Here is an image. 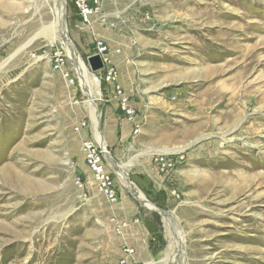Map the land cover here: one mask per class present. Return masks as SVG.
Returning <instances> with one entry per match:
<instances>
[{
	"label": "rangeland",
	"instance_id": "374dc122",
	"mask_svg": "<svg viewBox=\"0 0 264 264\" xmlns=\"http://www.w3.org/2000/svg\"><path fill=\"white\" fill-rule=\"evenodd\" d=\"M66 2L88 69L96 40L113 49L118 75L114 55L128 52L140 126L107 146L100 88L105 148L152 205L178 217L187 264H264V0H103L90 29ZM53 11L54 0H0V264H160V211L107 160L117 206L86 169L95 192L82 196L75 184L81 141L97 140L82 78L60 43L41 37ZM57 49L73 84L53 66ZM178 146L166 175L144 154Z\"/></svg>",
	"mask_w": 264,
	"mask_h": 264
},
{
	"label": "built area",
	"instance_id": "2783aa9c",
	"mask_svg": "<svg viewBox=\"0 0 264 264\" xmlns=\"http://www.w3.org/2000/svg\"><path fill=\"white\" fill-rule=\"evenodd\" d=\"M75 8V14L80 28L90 29L94 22V17L98 16L101 11L103 0H70ZM93 54H98L102 60L103 67L92 72L93 78L97 81L101 88L107 94V100L115 104L116 110L133 125V132L136 133L140 126V121L137 118V108L132 103L130 95L125 91L119 81V75L116 65L111 58V50L108 45L102 40H96L94 44ZM117 52V51H116ZM53 66L56 70L60 71L63 77L69 84L74 83V78L69 76L66 69V55L64 50L57 49L52 56ZM87 127L86 122L81 120L77 122L73 129L75 132H81ZM81 154L83 162L95 181L96 187L99 192L105 196L108 201H115L117 197L116 182L112 172L107 167L106 158L103 148L91 138H84L81 141ZM175 153H156L152 154L151 160L154 168L158 174L166 175L173 171L176 161L173 159ZM75 184L80 190L82 196H86L85 180L79 173L75 176ZM175 193V191H173ZM115 219H112L114 222ZM120 225L115 224L116 232L120 233ZM123 255L125 257L131 253L128 247H123ZM124 258L110 264H125Z\"/></svg>",
	"mask_w": 264,
	"mask_h": 264
},
{
	"label": "bare ground",
	"instance_id": "6f19581e",
	"mask_svg": "<svg viewBox=\"0 0 264 264\" xmlns=\"http://www.w3.org/2000/svg\"><path fill=\"white\" fill-rule=\"evenodd\" d=\"M55 4V17L51 24L48 26V31L41 32V37L46 39L50 43L58 41L62 48L65 50L70 62H72L77 70L78 75L82 78L83 90L88 98L87 103L89 106L90 117L93 122L95 131V138L97 144H99L105 154V158L114 169H116L117 175L121 183L136 196L142 204L146 207H152L153 210L160 211L164 226L166 227V236L168 239V245L164 249L162 257L153 261V263L160 264H187L186 252H185V238L182 227L179 224L178 217L172 211H164L156 208L152 205L138 189V187L129 179L127 172L118 164L114 162L109 152L106 150L105 141L101 133L99 118L100 113L97 109V101L101 98V87L97 81L94 80L92 72L87 68L78 51L74 47L71 39L68 35L67 29V2L66 0H54ZM54 10V9H53ZM81 82V83H82ZM94 133V132H93ZM181 147V146H180ZM178 147H164L157 150H148L144 154H155V153H170L179 151ZM152 209V208H150Z\"/></svg>",
	"mask_w": 264,
	"mask_h": 264
},
{
	"label": "crops",
	"instance_id": "0c3cea01",
	"mask_svg": "<svg viewBox=\"0 0 264 264\" xmlns=\"http://www.w3.org/2000/svg\"><path fill=\"white\" fill-rule=\"evenodd\" d=\"M104 36H106L105 34H103ZM106 39V37H104ZM113 50V49H111ZM115 51H117V53L120 52V49H116ZM116 53V52H115ZM114 59L116 61V63L118 64V66L121 67V73H119V81L122 84L123 88L125 89V91L130 95V98L133 102L134 105L138 106L133 95H134V88L133 85H129L127 83V77L129 75H125V71H126V67L127 64L129 63V59H128V52L127 55L125 53V51L123 49H121V53L118 55H114ZM119 67V68H120ZM123 70V72H122ZM123 73V74H122ZM106 119H105V123L103 125L105 131H104V136H105V141H106V145H113L116 144V140H127V138H129L132 135V129H133V125L131 122H129L127 119H125L121 113L116 110L115 104L112 101H108L106 100ZM111 134L109 136H107V132ZM148 144V142H147ZM84 165V166H83ZM82 166L79 167V172L82 177H86V173H85V169L87 170V172L89 173L88 169L86 168L85 164H83ZM85 180V189H86V193L87 195H90V191H94V189L90 190V184H87V177L84 178ZM95 192V191H94ZM86 195V196H87ZM104 197V196H103ZM105 198V197H104ZM106 200V198H105ZM111 206H117L118 202L115 201H109ZM106 208V206H105ZM104 208V209H105ZM103 209V211H104Z\"/></svg>",
	"mask_w": 264,
	"mask_h": 264
},
{
	"label": "water",
	"instance_id": "95a60500",
	"mask_svg": "<svg viewBox=\"0 0 264 264\" xmlns=\"http://www.w3.org/2000/svg\"><path fill=\"white\" fill-rule=\"evenodd\" d=\"M88 67L91 71H97L103 67L102 60L98 54H92L87 57ZM149 208H153L149 207Z\"/></svg>",
	"mask_w": 264,
	"mask_h": 264
}]
</instances>
